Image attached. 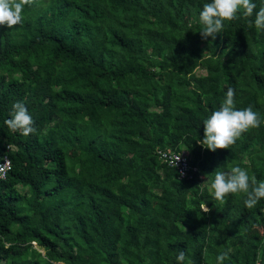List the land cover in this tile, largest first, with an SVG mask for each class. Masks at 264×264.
<instances>
[{
	"label": "trees",
	"instance_id": "16d2710c",
	"mask_svg": "<svg viewBox=\"0 0 264 264\" xmlns=\"http://www.w3.org/2000/svg\"><path fill=\"white\" fill-rule=\"evenodd\" d=\"M204 2L28 0L22 24L0 29V149L13 146L0 264H177L181 251L264 264V200L216 201L207 182L232 166L264 179V123L230 149L199 142L228 88L264 118V31L241 15L204 38ZM16 101L35 121L27 137L5 124Z\"/></svg>",
	"mask_w": 264,
	"mask_h": 264
},
{
	"label": "clouds",
	"instance_id": "9594fccd",
	"mask_svg": "<svg viewBox=\"0 0 264 264\" xmlns=\"http://www.w3.org/2000/svg\"><path fill=\"white\" fill-rule=\"evenodd\" d=\"M27 2L28 0H0V29H10L22 24L23 9ZM259 4H264V0H259ZM241 15L254 18L249 20L250 26L254 23L257 31H264V7H258L257 0H205L199 12V33L204 38L214 39L223 32L227 22L238 19ZM235 98L236 91L228 88L219 109L203 120L204 134L199 142L204 148L213 152L217 149H230L243 133L259 128L264 123V118L251 106L237 108ZM5 124L12 132L25 137L36 132L34 118L22 101H16L12 105L10 118ZM207 182H210L209 191L216 201L223 202L230 195L243 194L244 205L251 209L264 200V179L258 181L240 166H232L229 171L217 169L207 176ZM202 210L209 211L207 207ZM229 255V251L219 252L216 264H225ZM176 262L186 264L184 251L176 256Z\"/></svg>",
	"mask_w": 264,
	"mask_h": 264
},
{
	"label": "built area",
	"instance_id": "2783aa9c",
	"mask_svg": "<svg viewBox=\"0 0 264 264\" xmlns=\"http://www.w3.org/2000/svg\"><path fill=\"white\" fill-rule=\"evenodd\" d=\"M12 148L13 146L11 144H7L5 149H0V179L7 178L9 171L13 167L10 155ZM159 154L163 162L171 167H177L179 169L181 178L193 177L194 171L197 170V167H193L190 164L188 157L181 152L164 149L159 150Z\"/></svg>",
	"mask_w": 264,
	"mask_h": 264
},
{
	"label": "rangeland",
	"instance_id": "374dc122",
	"mask_svg": "<svg viewBox=\"0 0 264 264\" xmlns=\"http://www.w3.org/2000/svg\"><path fill=\"white\" fill-rule=\"evenodd\" d=\"M198 73H200V74L205 73V70L201 68L198 70Z\"/></svg>",
	"mask_w": 264,
	"mask_h": 264
}]
</instances>
